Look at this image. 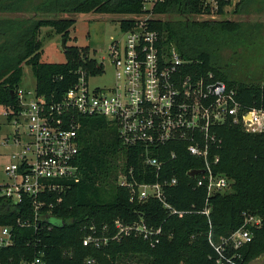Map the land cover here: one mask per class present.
Returning <instances> with one entry per match:
<instances>
[{
  "label": "trees",
  "instance_id": "trees-1",
  "mask_svg": "<svg viewBox=\"0 0 264 264\" xmlns=\"http://www.w3.org/2000/svg\"><path fill=\"white\" fill-rule=\"evenodd\" d=\"M248 0L238 2L233 12L240 14ZM114 13L127 15L119 25L133 26L136 16L152 13L147 20L165 44H173L187 61L185 71L200 76L212 72L237 91L246 107L264 108V68L259 76H236L234 62H227L224 49L238 42L245 33L243 23L234 19H198L210 14L201 0H162L151 11L143 0H0V106L16 104L15 93L23 76V66L31 67L35 89L47 100H59L77 80L79 69L101 73L102 65L87 56V48L65 46V61L42 62V26L68 38L75 13ZM216 14L223 15L220 6ZM79 180L62 194L51 213L57 218L51 226L40 222L31 226L14 225V244L0 249V261L23 264L43 251L39 264H215L216 252L210 243L228 236L243 224V213L261 218L252 227L251 241L238 249L236 260L248 264L264 252V133L245 132L240 125L223 122L214 128L221 139L217 150V170L233 179L231 190L211 195L209 216L200 213L206 193L187 175L189 168L200 167L199 159L185 151L167 161L161 178L176 176L178 183L169 188L167 198L181 213H171L155 199L131 201L127 188L117 184L125 173L137 182L155 181L154 170L145 165L141 148L121 143L116 128L102 116L78 118ZM18 209H0V224H14L22 215ZM25 211L23 215H28ZM142 217L148 224L161 227L163 237L150 247L140 236H125L106 245H83L84 226L94 224L100 233L107 226L114 232V220L133 221ZM91 258L93 263H87Z\"/></svg>",
  "mask_w": 264,
  "mask_h": 264
},
{
  "label": "built area",
  "instance_id": "built-area-1",
  "mask_svg": "<svg viewBox=\"0 0 264 264\" xmlns=\"http://www.w3.org/2000/svg\"><path fill=\"white\" fill-rule=\"evenodd\" d=\"M162 0H143V8ZM241 0H201L203 7L215 17ZM152 13L135 17L133 26L120 28L121 36L111 37L108 58L114 71L110 87L91 88L89 79L100 74L88 68L77 71V80L59 100H47L36 89L32 92L16 87L15 106H2L1 126L10 130L0 138V209L21 212L14 224H0V249L15 241L14 225L51 226L55 218L51 210L62 199L61 194L79 180L77 156L79 117L102 116L117 131L121 143L141 148L143 162L154 170L155 181L137 182L128 174L117 178L127 188L130 200H158L171 213H181L168 200L169 188L178 178L161 177L165 163L177 158L181 151L199 159L200 167L189 168L187 175L206 193L199 211L210 213L209 198L231 189L233 179L217 170L221 139L214 128L223 122L240 125L248 133H264V108L246 107L237 98V91L212 72L200 76L185 71L187 61L173 44H165L160 33L149 26ZM101 72H103V64ZM193 170L201 172L190 175ZM28 211V215H23ZM243 224L212 243L215 264H241L238 249L251 241L252 227L261 225V218L243 213ZM114 232L107 226L100 233L94 224L85 225L83 245L101 247L110 240L140 236L150 247L163 237L162 228L137 220H114ZM42 250L23 264L41 263ZM87 263L94 260L88 258ZM0 264H6L0 261ZM125 264H137L127 262Z\"/></svg>",
  "mask_w": 264,
  "mask_h": 264
},
{
  "label": "rangeland",
  "instance_id": "rangeland-1",
  "mask_svg": "<svg viewBox=\"0 0 264 264\" xmlns=\"http://www.w3.org/2000/svg\"><path fill=\"white\" fill-rule=\"evenodd\" d=\"M146 6L149 9L153 8L151 5ZM234 7L225 10L221 16L215 14V17H211L210 14L200 13L197 18H227L242 22L245 29L244 35L235 44L230 43L223 53L227 62H234L236 76L241 78L247 76L257 77L264 68V0H248L244 12L240 14L233 12ZM65 17L74 20V24L69 29L65 46L75 45L80 48H87L88 58L92 57L98 63L103 64V72L90 78L89 86L91 88L112 86L114 71L107 55L108 45L111 37L121 36L119 22L127 15L91 11L69 14ZM38 38L41 42L40 60L42 62L65 61V54L60 47L61 34L56 33L51 27L42 26ZM35 83L36 80L31 67L24 64L23 76L18 84L19 88L32 92L35 90ZM1 111L2 106H0ZM3 122L4 118L0 113V124ZM9 130V127L1 126L0 138ZM223 237L216 243L221 242ZM248 264H264V252L251 259Z\"/></svg>",
  "mask_w": 264,
  "mask_h": 264
},
{
  "label": "water",
  "instance_id": "water-1",
  "mask_svg": "<svg viewBox=\"0 0 264 264\" xmlns=\"http://www.w3.org/2000/svg\"><path fill=\"white\" fill-rule=\"evenodd\" d=\"M65 43H66V38L65 37H62L61 38V41H60V47H61V49L63 51L65 50ZM12 93H13V91L11 90L10 91L11 96H12ZM201 171L202 170H193V171L190 172V175H194L195 173H198V172H201Z\"/></svg>",
  "mask_w": 264,
  "mask_h": 264
}]
</instances>
